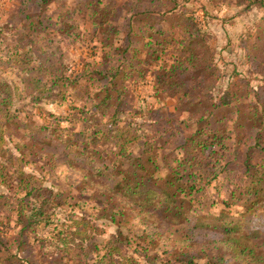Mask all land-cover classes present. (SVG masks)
<instances>
[{"label":"trees","instance_id":"16d2710c","mask_svg":"<svg viewBox=\"0 0 264 264\" xmlns=\"http://www.w3.org/2000/svg\"><path fill=\"white\" fill-rule=\"evenodd\" d=\"M49 1L22 0L21 24L8 35H2L0 29V44H5L0 50V251L6 253L0 261L5 264H69L72 260L71 264H155L157 255L149 250L158 246L159 231L166 228L167 233L166 226H176L175 244L171 249L162 250L166 256L164 264H264V239L260 241L261 249L256 239L261 232L251 224L260 226L258 222H264L263 217L260 220L264 216V141L261 136L264 130V55L260 59L256 57L260 42L257 40L262 34L264 37V25L258 24L257 33L246 32L239 36L236 46L241 54L235 62H230L232 68L227 70L219 66L216 58L219 52L211 50L208 43L212 32L201 30L204 20H194L193 10L185 8L179 0H166L165 8L161 6L163 20L173 19L174 24L179 14H189L191 28L178 30L176 37L166 35L163 28L153 29L154 12L133 4L126 8L130 13L128 19L118 14L120 10L115 0L77 4L78 10H84L95 22L94 33L96 27L108 31L104 40L108 50L103 52L100 62L85 65L91 67L88 72L91 82H96L85 90L94 97L91 104L94 112L89 119L96 123L92 125L89 138L88 128L66 135L55 125L60 123V118L39 106L42 100L52 96L64 99L67 88L73 84L76 88L79 80V76L71 78L67 73L61 52L40 47L33 36L36 29L42 28L41 20L36 13L34 17L28 12L27 7L32 4L41 12ZM206 1L213 9L226 0ZM233 4L241 6L242 10L244 4L246 9L264 11V0H233ZM136 14L139 19L149 20V27L145 28L148 34L143 37L149 39L144 43L149 46L153 58L159 57L156 44L174 43L175 49L180 47L181 54L168 66L167 72L162 70L164 79L158 83L168 87L180 100L185 98L189 109L194 108L199 113L188 123L192 132L185 141L187 157L182 159L186 171L180 176L179 171L158 174L170 163L163 147L170 142L169 136H178V131L168 132L164 139L158 135V130H147L142 122L133 118L132 112L123 108L126 88L119 83L117 86L115 81L123 74L120 63L126 62L125 67L130 63L126 52L139 30L131 24ZM118 20L126 21L125 28L118 26ZM155 33L164 36L157 37L153 43L151 34ZM239 63L246 65L243 71L238 69L242 67ZM6 68L16 70L20 86L1 77V69ZM177 69L195 70L203 77L188 87L184 78L177 77ZM132 72L136 74L138 70L133 68ZM252 79L261 82L252 86ZM239 87L241 92H237ZM24 96L38 113L45 112L48 124L18 115L16 105ZM233 112L238 116L229 130L226 126ZM242 115L243 121L257 122L259 132L254 147L260 157L246 155L242 163L243 177L233 184L225 197L212 201L220 203L221 208L216 212H194L197 200L194 195L204 193L209 185V180H200L198 174L208 170L209 175L216 176V165L221 161L219 156L228 149V141L241 139L238 127ZM158 121L161 120L152 122ZM209 121H213V125L203 128ZM235 131L237 135L234 136ZM19 134L23 136L20 140L16 137ZM52 135L58 140L53 141ZM50 148L61 149L69 164L78 163L80 158L81 166L87 167L75 188L89 192V200L95 201L97 206V217L115 224L116 231L108 239L97 240L100 231L97 232L98 226L88 216L90 214L78 218L69 214L71 223L54 219L53 210L67 204L69 191L61 192L47 186L42 177L25 169L28 156L43 159V153L48 151L49 154ZM52 156L51 152L49 157ZM44 159L51 167H56L53 159ZM161 163L164 164L161 166ZM132 210L135 215L148 219L149 229L143 228L130 236L124 233L126 221H122ZM154 226L159 228L152 229ZM48 228L49 233L45 235L43 230L47 232ZM33 241L40 249L36 253L38 257L32 254L18 257L16 252L29 248ZM12 246L16 252H11ZM130 247L133 249L129 251Z\"/></svg>","mask_w":264,"mask_h":264},{"label":"rangeland","instance_id":"374dc122","mask_svg":"<svg viewBox=\"0 0 264 264\" xmlns=\"http://www.w3.org/2000/svg\"><path fill=\"white\" fill-rule=\"evenodd\" d=\"M115 1L120 10L118 14H120V16L123 15V17L127 16V19L129 18L130 13L127 12L126 8L132 4L146 11H153V15H155V18L153 19V29L163 28L166 35L173 34L176 37L175 32L178 30H187L191 28L192 22L187 17L189 15L188 13L185 15L179 14L176 24H174L173 19L165 18L166 20H163L161 6L165 8L166 0ZM179 1L185 4V8L193 10L192 17L194 20H198L199 22L204 20V24L201 23V30L203 28V31L206 30L207 32H212V37L208 38V43L211 44V50L219 52L216 55L219 66L226 67L227 70L232 65L230 62H235L241 54V50L236 46L239 36L246 32L257 33L259 32V29L257 28L258 24L264 25V11L258 8L246 9L244 4L242 10L241 6L233 4V0H226L220 3L219 7H214L213 9H211V6L206 0ZM83 2L97 3L96 0H50L45 9L41 12L32 4L27 7V11L32 15L36 13L41 20L42 28L36 29L33 35L39 46L44 49L50 48L51 50H55L58 54L61 52L63 64L66 66L67 73L69 75L71 74V78L79 76L77 87L75 88L73 84V87L67 88L64 99H61L58 96H52L51 98L42 100L39 103V106L43 111H47L53 114V116L60 118V123L54 124L59 130H63L66 135L69 132H77L84 128H88L87 133L90 138L92 136L91 130H93L92 125L93 123H96V121L89 119V116L94 112V108L91 106L94 97H90V94H87V91L85 90L87 86L96 82H91L89 77L90 73L88 74L89 71L91 72V67L85 65L87 62H89L90 65H93L97 61L100 62L102 59L101 55L105 50H108V47L104 43L108 31L104 32V28L100 27L97 29L96 27V32L94 33L95 22H92L87 17L84 10H78L77 4ZM101 2L107 3L109 0H101ZM101 5L102 4L99 6ZM206 9L208 11L205 13L204 11H206ZM22 10V0H0V29L2 30V35H8L9 32H14L15 30H13V28L21 24L19 11ZM36 16L34 15V17ZM171 17L174 18L175 16ZM143 18L144 19H139L138 14H136L131 19V24L136 31L137 28L139 30L131 48L126 52V57L127 59L129 58L130 63L127 64V67L124 65L126 62L120 63L119 67L122 66L123 74L115 81L117 86L120 84L124 85L126 88V93L123 98V108L127 112H132L133 118L138 122H142L141 125L147 130H158V135H161L164 139L168 137V132L178 131V136H169L168 138L170 142L163 147V152L169 154L170 163L165 170L161 169L158 174L162 176L166 173L169 174V172L179 171L178 174L180 176L185 174L186 171L185 162H183L182 159L183 157L185 159L187 157V145L185 144V141L189 138L190 133L192 132L188 123L191 122V117H197L199 113H197L194 108L189 109V106L185 103V98L180 100L179 97L174 95L168 87H163L159 84L160 82L158 83V81L164 79L162 70L167 72L169 69L168 66L175 61L176 56L181 54L179 51L180 47L175 49L173 46L174 43L167 45L156 44V48H158L156 54H158L159 57L153 58L149 52V46L144 43L149 39L143 37L145 34H148L145 32V28L147 29V27H149V20L145 17ZM119 22L118 26L121 29L125 28L126 21ZM261 33H263V31H261L260 34ZM119 36L122 37L120 33ZM151 36V42L153 43L157 40V37H159L156 33L151 34ZM162 36L164 35H161L159 38ZM257 41L260 42L256 57L260 59L262 54L264 55L263 34ZM248 42V45L250 46L251 43L250 41ZM4 45V43L0 44V50ZM127 59L125 61H127ZM165 62H167V64L164 69L162 67ZM195 65L196 64H194V66ZM240 65L242 64L239 63V66ZM245 67L246 65H242V67H238V69L243 71V68ZM133 68L138 70L136 74L132 72ZM84 69H86L85 72ZM82 72L86 74H82ZM175 72L178 73V78H184L188 87L192 86L195 81L198 82L200 78L203 77L202 73H196L195 70L187 72L177 69ZM1 77L16 82V84L20 86V76L14 68L1 69ZM260 82L261 81L257 79H252L250 85L255 86ZM100 84H102V82H100ZM239 91L240 87L237 92ZM247 95H249L248 98L253 99L251 94ZM28 101V97L24 96L17 102L16 106L19 108L18 115L23 118L30 117L35 122H40L41 124H48L49 121L48 117L45 116V112L38 113L37 108H33ZM243 102L245 101L243 100ZM139 110H142L143 113H139ZM243 115L240 121L241 126L239 125L238 127L241 139L238 142H235L234 138L233 140L228 141V149L224 151L222 156H219L221 161L216 165V176L213 177L212 174L209 175L208 170L203 171L202 174H198L200 180H209V185L206 186V191L204 193L199 192L194 195L197 198L196 201L195 199L193 200L195 201L193 208L194 212H216L221 208L222 206L220 203H214L212 201L213 199L225 197L229 193L233 184L243 177L242 163L246 155L254 154L255 159L260 157V152L254 147L256 141L255 136L259 132V127L255 125L257 122L251 123L249 120H245V122L243 121ZM229 116L230 120L229 123H227L226 128L232 130L231 124L238 114L233 112L230 113ZM153 120L161 121L153 123ZM212 125L213 121H209L203 125V128L211 127ZM233 134L234 136L237 135V131ZM52 136L53 141L58 140L55 135ZM261 136L264 141V130H262ZM16 137L20 140L23 136L19 134ZM10 145L12 146L11 142ZM37 147L39 146L37 145ZM106 147L107 145L105 148ZM50 151L53 156L50 158L49 154L51 152L48 154L47 151L43 153L44 158L50 160L53 159L57 164L55 168L51 167L44 158L42 159L38 156L30 155L27 157L25 169L38 178L42 177L43 183L47 186L61 192L69 191L70 198H68L67 201L68 205L65 204L63 207L54 209V219L71 223L69 214H72L71 217L75 216L77 218L81 215L90 214L88 216H90L98 226L97 232L100 231L97 235V240L101 241L108 239L109 236L116 231L115 224L107 219L97 217V215H95L97 206L94 203L95 201L89 200V198H91L89 192H80L79 189L75 188V185L81 181L87 167L81 166L82 160L80 158L78 163H74L73 165L69 164L66 155L61 149L50 148ZM175 158L178 159V162ZM163 164L164 163H161V166ZM220 168L222 171L219 172L218 170ZM229 169L230 171L227 174ZM178 174H176V176H178ZM133 212L134 211L132 210L128 217L124 218L122 221H126L124 233H128L130 236L136 232H140L143 228L149 229V227L146 226L148 219L144 220L143 217L137 216ZM262 217L264 220V216H261L260 220H262ZM258 223L260 226L253 222L251 224L261 232V235L256 238L258 240L257 242H260L264 239V222L262 221V223ZM166 227L168 229L167 233L166 228L161 229V231H159L160 233H158V246L149 250L152 254L157 255V259L154 261L155 264H164L166 256L163 254L162 250L171 249L175 244V231H177V227ZM157 228H159V226L152 227V229L156 230ZM43 233L48 235L49 228L47 229V232L43 230ZM35 244H37V242L33 241V243H30L29 248L17 252L14 249L15 247L12 246L11 252L15 251L18 253V257H26L28 254L37 256L36 253L40 249L38 250V247L35 246ZM260 246L262 249L261 242ZM132 249L133 248L130 247L129 251ZM102 253L103 252H100V254ZM5 256V251H0V259ZM140 259L143 261V257H140ZM71 263H74V261L72 260L69 262V264ZM0 264L5 263L1 262Z\"/></svg>","mask_w":264,"mask_h":264}]
</instances>
